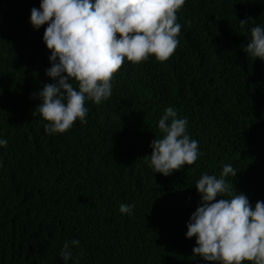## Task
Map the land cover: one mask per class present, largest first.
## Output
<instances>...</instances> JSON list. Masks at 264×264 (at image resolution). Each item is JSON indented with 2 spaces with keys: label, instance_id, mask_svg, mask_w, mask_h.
<instances>
[{
  "label": "trees",
  "instance_id": "1",
  "mask_svg": "<svg viewBox=\"0 0 264 264\" xmlns=\"http://www.w3.org/2000/svg\"><path fill=\"white\" fill-rule=\"evenodd\" d=\"M0 264H264V0H0Z\"/></svg>",
  "mask_w": 264,
  "mask_h": 264
}]
</instances>
